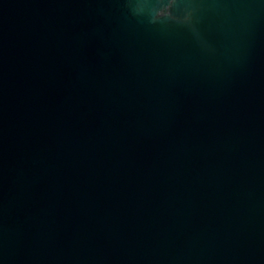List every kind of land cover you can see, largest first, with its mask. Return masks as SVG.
Wrapping results in <instances>:
<instances>
[{
	"label": "water",
	"instance_id": "obj_1",
	"mask_svg": "<svg viewBox=\"0 0 264 264\" xmlns=\"http://www.w3.org/2000/svg\"><path fill=\"white\" fill-rule=\"evenodd\" d=\"M0 264H264V0H0Z\"/></svg>",
	"mask_w": 264,
	"mask_h": 264
}]
</instances>
